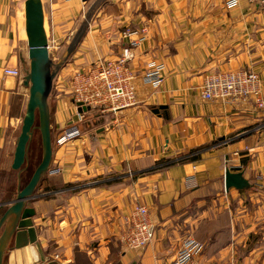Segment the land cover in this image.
Masks as SVG:
<instances>
[{
	"label": "crops",
	"instance_id": "crops-1",
	"mask_svg": "<svg viewBox=\"0 0 264 264\" xmlns=\"http://www.w3.org/2000/svg\"><path fill=\"white\" fill-rule=\"evenodd\" d=\"M232 1L106 0L95 12L49 97L55 147L50 170L27 204L43 258L167 264L182 241L193 238L202 245V261L264 264V110L200 95L214 73L246 70L264 81V0L229 7ZM41 2L48 44L65 48L86 4ZM125 28L145 31L129 64L134 103L113 112L92 109L74 123L69 79L98 59H116L128 43ZM150 61L164 66L156 88L142 80ZM27 63L22 1L0 0V156L15 143L28 98L23 78L3 69L25 74ZM71 124L80 136L57 146ZM225 169L243 173L250 188L226 192ZM4 195L0 204L11 200ZM136 205L147 209L153 239L134 251L120 236Z\"/></svg>",
	"mask_w": 264,
	"mask_h": 264
},
{
	"label": "water",
	"instance_id": "water-1",
	"mask_svg": "<svg viewBox=\"0 0 264 264\" xmlns=\"http://www.w3.org/2000/svg\"><path fill=\"white\" fill-rule=\"evenodd\" d=\"M105 2L106 0H95L90 5L63 55L54 63L49 55L42 2L41 0H24V31L28 67L23 77V85L28 90V99L10 168L13 171H20L25 165L35 129L38 130L41 140V160L22 188L19 187L18 182L14 199L0 204V208H5L0 216V264H58L42 257L31 221L34 210L27 207V204L34 198V193L43 175L50 170L53 147L49 97L53 82L84 37L95 12ZM76 108L74 123L79 121L80 116L91 111L90 107L82 103H77ZM249 188L250 184L243 177V173L230 172L229 169H225L224 189L226 192L229 189L243 191Z\"/></svg>",
	"mask_w": 264,
	"mask_h": 264
},
{
	"label": "built area",
	"instance_id": "built-area-1",
	"mask_svg": "<svg viewBox=\"0 0 264 264\" xmlns=\"http://www.w3.org/2000/svg\"><path fill=\"white\" fill-rule=\"evenodd\" d=\"M247 1L255 3L262 0ZM238 2L239 0H233L229 7H234ZM144 33V29L125 28L121 34L123 38L128 39V43L122 47L116 59H98L73 73L68 81L73 102L82 103L101 112H113L132 105L135 101L132 86L134 74L129 64L135 57L134 51L145 39ZM3 75L17 79L24 76L17 67H5ZM163 78V64L150 61L142 74V80L156 88L160 86ZM200 95L206 101H220L228 105L247 104L257 112L264 110V81L252 71L210 74L201 85ZM79 136V129L71 124L60 131L55 143L62 146ZM125 223L128 228L121 234L120 242L127 250L142 249L153 239V227L144 206L136 205L125 218ZM201 250L200 243L193 238H186L182 241L179 251L167 264H218L200 260Z\"/></svg>",
	"mask_w": 264,
	"mask_h": 264
},
{
	"label": "rangeland",
	"instance_id": "rangeland-1",
	"mask_svg": "<svg viewBox=\"0 0 264 264\" xmlns=\"http://www.w3.org/2000/svg\"><path fill=\"white\" fill-rule=\"evenodd\" d=\"M21 1L23 4L24 0H21ZM94 1L95 0L89 2V0H88V1L84 2V4H86V10L82 14V18L80 21H82L84 14L86 13L88 8L90 7V5ZM65 48H66V46H65ZM65 48H61L60 46H57V43H54V42H52L49 45V50H50L49 55H50L51 60L54 63H56L60 59V57L63 55ZM71 56H70V58H71ZM69 59H68V61H69ZM27 65H28V63H27ZM26 71H27V68H26ZM91 111H92V109H91ZM20 127H21V123H20V126L18 127V130L14 134L15 142H16V139H17L19 133H20ZM14 147H15V143L12 145V147H10L8 149V151H7L8 154H3L2 156H0V197H1V193H2V196L4 195V193L5 194L9 193V196L11 199L14 198V196L16 194L18 182H19V187L22 188L28 182V180H29L30 176L32 175L34 169L36 168V166L39 164V162L41 160V140H40V135H39L38 130L37 129L34 130V133H33L29 148H28V152H27L26 163L20 171H13L10 168L11 162H12V157H13V152H14ZM52 147H55L54 143H53V139H52ZM46 176H47V173L43 175V179ZM4 209H5L4 207L0 208V216H1V213Z\"/></svg>",
	"mask_w": 264,
	"mask_h": 264
},
{
	"label": "bare ground",
	"instance_id": "bare-ground-1",
	"mask_svg": "<svg viewBox=\"0 0 264 264\" xmlns=\"http://www.w3.org/2000/svg\"><path fill=\"white\" fill-rule=\"evenodd\" d=\"M49 45V44H48ZM50 51V50H49Z\"/></svg>",
	"mask_w": 264,
	"mask_h": 264
}]
</instances>
